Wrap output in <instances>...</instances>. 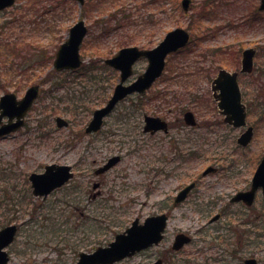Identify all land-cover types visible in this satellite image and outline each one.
Here are the masks:
<instances>
[{
    "label": "rangeland",
    "instance_id": "rangeland-1",
    "mask_svg": "<svg viewBox=\"0 0 264 264\" xmlns=\"http://www.w3.org/2000/svg\"><path fill=\"white\" fill-rule=\"evenodd\" d=\"M146 1L86 0L81 6L75 0H18L0 14V97L11 91L22 97L32 84L40 86L25 124L0 136V228L19 225L7 264H76L80 250L106 245L134 219L143 221L162 206L171 210L164 247L178 229L194 239L176 264L204 263L201 252L213 235L205 225L217 211L244 229L242 212L229 199L264 158V11L255 14L260 0H211L209 8L202 7L205 0H191L187 11L182 0H167L164 11L156 3L145 7ZM80 18L89 27L81 46L85 70L52 74L53 56ZM176 27L191 38L167 57L162 76L119 102L101 129L86 132L93 111L120 80V72L102 60L122 45L152 48ZM248 47L257 49L254 70L239 80L254 136L242 146L237 140L246 127L225 122L212 80L221 68L240 70ZM147 65V58L140 59L130 81ZM190 110L196 126L184 120ZM58 115L67 127L57 126ZM146 115L165 119L169 132L144 131ZM115 155L119 161L97 173ZM53 163L72 166L74 176L46 197L34 194L30 174ZM209 167L214 170L204 174ZM192 181L198 184L174 206L178 190ZM256 199L258 264H264V193Z\"/></svg>",
    "mask_w": 264,
    "mask_h": 264
},
{
    "label": "water",
    "instance_id": "water-1",
    "mask_svg": "<svg viewBox=\"0 0 264 264\" xmlns=\"http://www.w3.org/2000/svg\"><path fill=\"white\" fill-rule=\"evenodd\" d=\"M80 5L85 0H77ZM15 0H0V10L11 6ZM191 0H182L183 8L189 10ZM261 8H264L262 0ZM88 32V26L84 19H79L71 28L68 39L61 44L57 51L54 65L57 69L78 68L82 64L80 54L81 44ZM1 35V34H0ZM190 40V32L183 27H176L168 31L164 39L155 47L150 49H141L138 46H128L121 48L113 57L106 59V63L120 70L121 80L116 85L114 94L108 103L94 112V117L88 124L86 131H96L101 128L104 117L115 107L118 101L125 98L128 94L135 91L142 92L154 83V81L163 73L166 65V57L169 53L185 46ZM256 49L253 47L246 48L242 57V72H251L254 67V56ZM147 57L149 64L146 70L140 74L136 80L126 83L128 78L133 74V65L141 57ZM238 71H228L221 69L212 83L215 98L219 101L218 105L221 112L226 115L225 120L234 126H243L247 124L246 104L242 101V92L238 82ZM39 94V85H33L28 88L25 96L18 100L16 93L10 92L3 95L0 99V136L8 134L24 124L23 117L31 108L35 98ZM4 116H8V121L3 122ZM187 124H197L196 118L192 111H187L184 115ZM14 118L17 120L14 121ZM59 126H65L68 122L57 117ZM159 129L168 130L167 122L158 116H146V131H156ZM253 126H249L245 132L238 138V142L247 145L253 137ZM120 156H114L109 159L108 163L99 168L97 172H104L112 165L118 162ZM45 172H33L30 175L33 192L36 195L46 197L55 188L63 185L72 176L71 166L66 164H49L46 165ZM214 168L209 167L205 174ZM195 186L191 183L185 187L177 196L176 203L183 200L188 192ZM259 186L264 188V158L260 162L258 169L253 178V188L237 195L236 198H244L248 203H252L256 190ZM168 215L166 213L157 214L147 217L144 223H139L135 219L131 226L124 232L118 233L114 241L108 246H100L91 253L83 252L78 264H107L134 254L141 248L158 243L163 237V231L167 225ZM18 226L16 224L8 225L0 230V264H5L9 260L8 253L3 250L10 242L14 240ZM190 237L185 234H179L177 237L178 248Z\"/></svg>",
    "mask_w": 264,
    "mask_h": 264
},
{
    "label": "flooded vegetation",
    "instance_id": "flooded-vegetation-1",
    "mask_svg": "<svg viewBox=\"0 0 264 264\" xmlns=\"http://www.w3.org/2000/svg\"><path fill=\"white\" fill-rule=\"evenodd\" d=\"M261 3H262V0H260L259 9L257 10V12H255V14H259L260 13L259 10L264 11V9L261 8ZM8 8L9 7L1 10L0 14L5 12ZM51 10L52 9H50V11ZM55 55H56V52L54 56ZM62 71L70 72L71 70H62ZM73 72H75V70H73ZM169 126L170 124L168 123V127ZM167 132H169V129ZM254 174L255 172L253 173L251 179L246 180L244 182V185L240 186L237 190H235L234 194L229 199L231 204L232 203L238 204L239 210H240L239 212H242V213H238L240 225L243 226L244 224H246L245 227L243 226L244 229L242 228L237 229L236 227H232L230 225V222L227 219H225L227 216V212L222 211L223 209L220 208L221 211L219 212L217 211L216 214L213 215L207 221V224L205 225L206 226L205 229L209 232V234L213 233V235H210L211 240L207 242L205 246V250H202L201 252V254L203 255V260H204L203 264H253V261H254V264L259 263L257 231L255 230L259 215H258V211L256 212L255 202L257 200L256 198H257L259 191L263 192V190L262 188L257 189L258 191L256 190L253 204L247 203L245 199L242 197L235 200L237 195H240L244 192H248L253 188L252 180L254 178ZM194 182L196 183V185L198 184L196 181ZM187 185H184L181 189L178 190L174 198V202H173L174 206L177 205L176 203L177 195ZM190 192L188 193V196ZM220 201L221 202L219 204L222 206L224 204L222 198H220ZM211 203L214 204L216 203V201H212ZM169 208L170 207L162 206L161 210L156 213L157 214L167 213L168 216L170 217L171 210L168 211ZM5 226L6 225H3L0 228V230ZM168 228H169V224L166 225L163 237L158 243L142 248L140 251H137L136 253L128 257H134L137 254H141L143 256L142 258L143 260L142 262L140 261L139 264H176L175 260H177L176 259L177 255H179V253L183 249H185L187 245L193 243L194 239H193V236L189 232L178 229V231H176V233L174 234L173 241L170 244H168L166 247H164L163 243L167 238ZM224 230H226V233H223ZM179 234H185L188 236L190 235L191 238L189 242L183 244L181 247L178 248V245L175 244V242H177V237ZM13 242L14 241L10 242L7 246H5V248H3L6 250V252L9 255H10L9 246ZM95 248H91L90 250L86 252H91ZM198 251H200V249ZM82 252H85V250L83 249L80 250L79 256ZM10 259L11 257H9V260L7 261V263L10 261ZM249 260H252V261H249ZM119 262L121 261H118L113 264H119Z\"/></svg>",
    "mask_w": 264,
    "mask_h": 264
},
{
    "label": "trees",
    "instance_id": "trees-1",
    "mask_svg": "<svg viewBox=\"0 0 264 264\" xmlns=\"http://www.w3.org/2000/svg\"><path fill=\"white\" fill-rule=\"evenodd\" d=\"M31 1V0H30ZM38 1V0H37ZM41 1V0H40ZM67 1H70V0H67ZM104 1H106V0H104ZM167 0H149V1H146V2H144V6L145 7H149L151 4H153V3H156V4H158V6H159V9H161V10H163L164 11V8H163V6L165 5V2H166ZM169 2H171V0H169ZM210 2H211V0H205L204 1V4H202V7H205V6H208V8H209V4H210ZM48 8H50V7H45V12H48L50 9H48ZM120 10V9H119ZM121 10H124L123 8L121 9ZM209 15H211L210 13H206V16H209ZM124 17L125 18H127V14H124ZM15 19H17V17L16 16H13L10 20H8L7 21V23H6V25H5V27H7L8 25H9V23H13V22H15ZM151 21V19L149 18V22ZM4 27V28H5ZM91 66H92V63H90V64H88L87 65V68H86V70H90V69H92L91 68ZM102 66L103 67H106V65H104V64H102ZM107 68V67H106ZM82 70L84 69L85 70V68H81ZM87 71V72H88ZM108 79H106V81H107ZM110 81V84H111V79L110 80H108L107 82H109Z\"/></svg>",
    "mask_w": 264,
    "mask_h": 264
}]
</instances>
